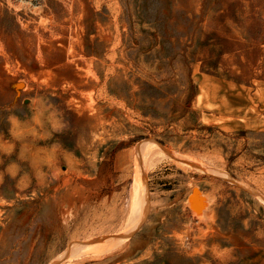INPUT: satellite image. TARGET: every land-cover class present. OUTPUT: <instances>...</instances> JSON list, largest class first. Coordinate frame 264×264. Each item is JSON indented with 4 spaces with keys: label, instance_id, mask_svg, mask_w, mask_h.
<instances>
[{
    "label": "rangeland",
    "instance_id": "obj_1",
    "mask_svg": "<svg viewBox=\"0 0 264 264\" xmlns=\"http://www.w3.org/2000/svg\"><path fill=\"white\" fill-rule=\"evenodd\" d=\"M0 264H264V0H0Z\"/></svg>",
    "mask_w": 264,
    "mask_h": 264
},
{
    "label": "trees",
    "instance_id": "obj_2",
    "mask_svg": "<svg viewBox=\"0 0 264 264\" xmlns=\"http://www.w3.org/2000/svg\"><path fill=\"white\" fill-rule=\"evenodd\" d=\"M185 65L187 72L184 83L182 84V92L174 98H171L169 101L168 110L164 109L162 112H159L156 107V102L154 98L151 97L152 102H147V100H142V102H137V100H130L129 105L135 110L146 109L147 114L145 116H150L151 119L155 122L156 125L168 126L175 122H181L180 125L183 131H192L197 129L199 126L197 121L196 113L191 109V102L198 94V86L193 81L191 76L190 61L184 59V62H180ZM160 69V67H159ZM144 86L150 92H157L158 88L152 84L144 83ZM111 93L117 98H121V95L116 92L113 88ZM150 99V98H149ZM158 99H165L163 97H158ZM181 102V104H179ZM141 103V104H140ZM167 106V104H166ZM163 143V142H159Z\"/></svg>",
    "mask_w": 264,
    "mask_h": 264
},
{
    "label": "bare ground",
    "instance_id": "obj_3",
    "mask_svg": "<svg viewBox=\"0 0 264 264\" xmlns=\"http://www.w3.org/2000/svg\"><path fill=\"white\" fill-rule=\"evenodd\" d=\"M150 143V142H149ZM146 145V144H145ZM147 146V145H146ZM154 146H156V145H154ZM148 147H150V146H148ZM157 147V146H156ZM142 148V147H141ZM151 148H153V147H151ZM156 149V148H155ZM143 150V149H142ZM148 150V149H147ZM145 148H144V152H143V154H145V155H147L148 156V154H149V157H150V151H147ZM150 150V149H149ZM152 150V149H151ZM156 152H157V150H155ZM159 151V150H158ZM160 152V151H159ZM141 154V153H140ZM143 154H141V155H143ZM151 156H152V154H151ZM154 156V155H153ZM143 157H144V155H143ZM146 157V156H145ZM152 158V157H151ZM144 159V158H143ZM155 159H156V157H155ZM154 159V160H155ZM145 160V159H144ZM147 160V159H146ZM145 160V161H146ZM151 160V159H150ZM148 161V160H147ZM156 161V160H155ZM154 161V162H155ZM152 162V161H151ZM153 162V163H154ZM147 164L149 163V162H146ZM150 166V165H149ZM143 171V170H142ZM142 173V172H141ZM144 174V173H143ZM145 180H144V178H143V176H141V178H139V177H136V179H135V184H134V193H133V208H132V211L133 212H137V216H134V218H133V220H132V224H130L132 227L129 229V232H131L135 227H136V225L137 224H139V221L141 220L140 218L143 216V214L145 213V210H146V206H147V195H146V190H145V182H144ZM196 192V191H195ZM197 193V192H196ZM199 193V192H198ZM194 195V194H193ZM196 197V196H195ZM200 198V197H199ZM201 199V198H200ZM195 200V199H194ZM197 200H198V198H197ZM191 201V200H190ZM193 201V200H192ZM198 202V201H197ZM192 204H193V202H192ZM196 204V203H195ZM198 205V204H197ZM196 205V207H198ZM200 205V204H199ZM202 205V204H201ZM203 206V205H202ZM195 207V208H196ZM201 207V206H200ZM204 207V206H203ZM198 209V208H197ZM201 209V208H200ZM117 238V237H116ZM108 240H110V238L108 239ZM94 241V240H93ZM100 241V240H99ZM103 241V240H102ZM103 242H105V241H103ZM123 242V241H122ZM121 242V240H113V241H109V242H106V243H99L98 242V244H96V246H95V244H94V242H92L93 243V247H90V248H93V250H95V251H108V250H111V249H113V248H115L117 245H119L120 243H122ZM97 243V242H96ZM86 244V243H85ZM89 243L87 244V245H84V247H85V251L87 250L88 251V249H89ZM88 246V248L86 249V247ZM79 247H80V245H79ZM82 248V247H81ZM83 250H84V248H82ZM80 250V249H79ZM85 251H84V253H85ZM92 251V250H91ZM76 252V251H75ZM94 252V251H93ZM93 252H91V253H93ZM96 252V253H97ZM80 253V252H79ZM95 253V252H94ZM82 254V253H81ZM90 255V254H89ZM99 255V254H98ZM78 257V256H77ZM81 257V256H80Z\"/></svg>",
    "mask_w": 264,
    "mask_h": 264
},
{
    "label": "water",
    "instance_id": "obj_4",
    "mask_svg": "<svg viewBox=\"0 0 264 264\" xmlns=\"http://www.w3.org/2000/svg\"><path fill=\"white\" fill-rule=\"evenodd\" d=\"M21 86H22L21 84L16 85L17 88H20ZM192 166H193V165H192ZM192 193H193V190H192ZM192 193H191V194H192Z\"/></svg>",
    "mask_w": 264,
    "mask_h": 264
}]
</instances>
